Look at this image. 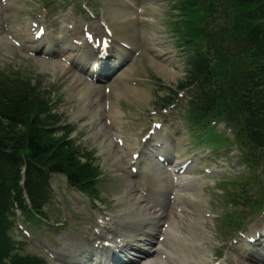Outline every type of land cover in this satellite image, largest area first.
<instances>
[{
	"label": "rangeland",
	"instance_id": "1",
	"mask_svg": "<svg viewBox=\"0 0 264 264\" xmlns=\"http://www.w3.org/2000/svg\"><path fill=\"white\" fill-rule=\"evenodd\" d=\"M171 0H161L158 6L161 7V10H159L160 14L162 16L156 15L153 11L147 12V16L150 18H154L155 22L152 24H145V34H146V40L148 41L147 46L149 47V50H147L146 54L142 59H139L128 71H126L124 74H126V81H121L119 84L114 85V89L112 90L111 94L118 92L122 94L127 89L130 90V93H124L120 98L112 97V103L116 108H119L121 105L123 107V112L121 114L123 119V128L126 130V136L133 135L134 133L129 130L134 128V126L142 124L146 117H148L151 113H153L155 107H156V99H159V96H166L168 94L169 89L171 87H176L177 82L180 81L183 76L185 75V62L183 61V56L181 52L177 49L176 44L174 43V39L171 38L170 32H167V28H171V24L174 21L175 17L173 16V13L169 10L168 3ZM225 5L221 8L219 12V18L216 23V27L213 30L216 35L213 37L215 38V43L217 46H220L221 40L225 39L229 44H231L232 47H234L235 54L232 60L228 63L223 62L221 69H219L218 76L219 78L225 80L229 84L237 85L244 75L248 73L250 70V63L253 58L250 56V47H248L247 42L245 40V29H247L246 25H244V19L241 17V13L244 11H247L243 5H240L235 0H223ZM26 12H30L29 8L30 6H26ZM180 17V27L184 28L182 26V21H184L185 16L182 14H178ZM199 14H196V16ZM166 22V24L164 23ZM117 27L121 30L123 34H127L130 36L132 33L131 29H136V24L133 21L127 22L121 21L119 24H117ZM173 29V28H171ZM17 67L18 68H24V69H30L26 73L30 75V77L37 78L41 80V88L44 89L43 91L47 95V93H51L48 91L50 87H53L55 89V93L51 96L52 98V104L53 107H55L60 113H63L65 115V121L72 122L76 124V112L78 111L79 107V101L77 102H69L68 98H71L74 94V91L67 87L63 86L61 82L59 81L60 77L58 73L53 72H44L42 74L38 67L34 64L27 62L24 60L20 54H17L16 59ZM156 63V65H154ZM163 69H167V72L163 73ZM172 70V71H171ZM126 83H129L126 84ZM134 85V86H132ZM135 87H140L142 89H147L150 96V101H142L140 105L136 104L134 102V95L136 92H138ZM63 97L64 100H66V103H62L61 97ZM147 103L150 104V107L147 106ZM90 105L88 107H83L84 110L89 109ZM42 113H39V118H41ZM41 123V129L42 131L47 130L51 123ZM86 123V122H85ZM84 124V122L81 123V125ZM218 128V127H217ZM219 128L223 129L224 131H220L221 134L224 136L230 137L231 140L234 141V137L232 135L231 129H228L224 122L219 123ZM218 128V129H219ZM23 129H19L17 133L22 136L24 132ZM87 134H85L83 137L81 136L80 132L77 131L74 133V136H77V140L82 146H97L98 149H100L102 141L105 139L104 131L94 130V131H86ZM81 133H85L83 130ZM203 131L200 132V138H203ZM55 138H60L59 135H56ZM84 140H86L84 142ZM241 140L237 139L233 143V150H235V155H232L233 153L228 152V150L225 147H218L217 154L222 155L224 159L232 158L229 161L228 167L226 171H232L233 173L237 174L245 167L244 164L241 163V159H239V156L241 154V151L244 153V156L246 159H249L252 161V165L255 169H257L258 177L261 178L264 176L263 169H261L260 165L256 163L255 160H252V153L248 149L242 148L240 145ZM239 147L241 149L236 148ZM108 149V147H106ZM90 150V149H89ZM121 153V151L119 152ZM122 154V153H121ZM207 158V157H206ZM110 159V157H106L103 154L97 159L98 165L103 166L105 169H107L106 173L109 175L112 173L113 164L111 162V165L108 164L107 160ZM237 163L236 168L233 167L234 164ZM102 168V167H101ZM225 174V173H223ZM215 172V175H217L218 178H220L221 175ZM197 179H195L196 181ZM62 182H58V186H61ZM108 187V186H107ZM110 188V187H108ZM111 189V188H110ZM112 190V189H111ZM199 192H195L197 195ZM103 199H106L109 201V205H111V197H114L115 195L112 193H108L107 190L103 191ZM73 196L71 194L65 195L64 198L68 200L67 202H70V200ZM208 198V195H207ZM75 199V198H73ZM111 199V200H110ZM197 199V198H196ZM195 200V199H194ZM210 202V200H208ZM73 203L81 204L78 207L84 206L83 203H85V206L80 209L82 211V215L79 214V218H97L96 216V210L91 209L90 203L88 199H86L85 196H81L80 200H76L73 202H70L68 204H48L46 207V211L49 213L50 216L55 215L56 218H64L67 217L70 222L79 223L78 219H76L75 216L69 213V209ZM204 203V202H203ZM114 207V204L111 206ZM60 209H63L64 215L61 216ZM116 214V213H112ZM213 219V218H212ZM15 228L12 231L11 240L10 243H13L14 247L13 249H8L9 240H6L5 244V250L1 251L0 249V263L2 264H45L44 257L45 253L41 251V248L34 246L33 243L30 242L29 238H25L23 231H20V224L15 221ZM233 230L232 232H234ZM38 243H36V246ZM43 255V256H42ZM49 260V258H48ZM51 262V261H50Z\"/></svg>",
	"mask_w": 264,
	"mask_h": 264
},
{
	"label": "trees",
	"instance_id": "2",
	"mask_svg": "<svg viewBox=\"0 0 264 264\" xmlns=\"http://www.w3.org/2000/svg\"><path fill=\"white\" fill-rule=\"evenodd\" d=\"M247 11L241 13L244 19L246 40L248 41L256 62L245 77L247 86L239 94L240 121L243 131L249 140L259 150L264 152V110L258 104V98L264 82V2L256 0H236ZM185 3H191L188 0ZM257 3L252 10L250 7ZM204 39L203 36H201ZM206 42L195 46L196 55L192 58L189 74L183 86L198 84L194 94L195 102L193 115L201 118H210V114L220 115L225 109L227 94L224 93V85L214 82V71L210 64L209 48L206 50ZM14 99V98H12ZM225 99V100H224ZM1 98V102H2ZM224 100V101H223ZM22 103L13 104L11 107L3 104L0 115L7 121V125L0 124V249L2 239L6 233L7 217L12 208L17 207L24 214H31L25 202L24 193L21 191L20 178L23 167L26 168L25 186L30 191L32 201L36 204V210L41 203L35 199L41 192L42 183L40 176L45 175L44 168L53 170L66 169L73 178H78L79 171L61 154L67 144L56 145L50 143V137L35 131L34 125H30V131H24L23 136L15 138V127L25 124L32 115L29 106L23 112ZM35 116V115H34ZM37 195V196H36Z\"/></svg>",
	"mask_w": 264,
	"mask_h": 264
},
{
	"label": "bare ground",
	"instance_id": "3",
	"mask_svg": "<svg viewBox=\"0 0 264 264\" xmlns=\"http://www.w3.org/2000/svg\"><path fill=\"white\" fill-rule=\"evenodd\" d=\"M70 36L72 39L75 40V36L73 32H70ZM154 65H156V63H154ZM66 66H64L65 68ZM53 68H55L56 70H58L59 66L57 64H53ZM161 70V69H158ZM164 71H162L163 73H165V71L167 72V69H163ZM172 71V70H171ZM81 81H82V76L80 75ZM80 81H78L79 83ZM93 88H91L89 85L86 87H82L81 91H88V90H92ZM138 92H140L141 96H143V101H147V97L145 96V91L142 90H138ZM130 93V92H129ZM135 96V95H134ZM149 97V96H148ZM134 102L135 103H142V101L138 100V98L135 96L134 97ZM114 119V118H113ZM114 158V157H113ZM112 158V159H113ZM180 158H184V154L180 153L178 154V159ZM117 162V159L114 158V162ZM108 164L111 165L110 160H108ZM117 165H120L121 162L119 161V164L116 163ZM132 175L130 174H126V187H125V191L124 193H127L126 197L127 199L123 201V204L126 205L127 209L130 210H124L122 211L123 215V219L121 220L122 223L125 224H129L131 227H133L134 229H139L142 228L143 225H149L150 222L152 221L154 224H161L162 222L164 223V217L165 215L159 214L158 211L155 210V207H153V205L150 203L149 198H144L141 197L139 195H135L133 194V192H135V186L133 183V179H132ZM137 190V189H136ZM178 216H181V213H177ZM121 217V218H122ZM150 226V225H149ZM201 225H199L200 227ZM167 233H166V239L168 241V243L171 245V247H173L174 245H177L182 252H177L174 251L175 254H172L171 252L168 254V262H170V264H184L183 259L184 256L190 257L192 261H196L198 259L201 258V256H203L205 254V250H204V246H202L203 239H198L196 237H193L192 235L182 231V229L180 230H176L174 226L169 225L168 226ZM261 229H264V224L261 223V225L259 227H256V231H261ZM197 232V231H196ZM199 233V232H197ZM124 236L126 237H131L132 240L138 242L137 239V235L130 233V231H126L124 228L122 227H118V229H116V234L115 237H121ZM107 239V238H106ZM105 238L103 240H106ZM176 246V247H177ZM127 247V246H126ZM129 247H135L137 250L139 249V247L136 246H128L127 249ZM100 248H97L96 250H99ZM180 254V255H178Z\"/></svg>",
	"mask_w": 264,
	"mask_h": 264
}]
</instances>
